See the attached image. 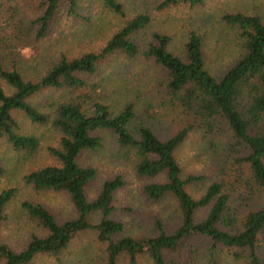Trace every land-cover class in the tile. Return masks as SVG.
I'll use <instances>...</instances> for the list:
<instances>
[{"label":"trees","instance_id":"obj_1","mask_svg":"<svg viewBox=\"0 0 264 264\" xmlns=\"http://www.w3.org/2000/svg\"><path fill=\"white\" fill-rule=\"evenodd\" d=\"M10 4L7 22H0V138L27 156L38 153L40 137L20 131L17 113L33 123L51 122L59 133L55 145L47 151L54 159L24 176L33 189L66 191L76 208V215L58 220L44 203L19 201L17 220L33 223L41 230L31 232L23 243L14 245L1 234L10 204L17 196L15 188L0 192V264H33L39 258L62 262L61 255L73 238L87 232L101 249L103 264H139L141 256L150 264H193L201 242H208L210 261L218 264L217 247H235L246 264H264V21L257 14L242 11L225 13L228 24L236 26L241 36L242 52L230 66L214 75L206 66L203 37L191 31L180 53L169 50L170 35L153 31L148 43L137 34L147 27L151 15L138 12L97 51L76 55L61 53L34 79H26L17 64L20 51L31 41L49 34L60 6L65 3L77 13L78 0H3ZM112 12L123 14L118 0H102ZM203 0H161L159 8L202 4ZM36 5L39 12L22 18L20 9ZM31 40V41H30ZM126 58L140 55L160 66L156 81L157 96L143 107L126 103L115 113L109 100L108 84L95 79L103 59L115 53ZM9 61V63H8ZM1 82H4L2 84ZM5 86L10 91L5 89ZM50 94L49 110L30 102L42 90ZM49 96V95H47ZM158 107L170 108L180 115L183 126L162 137L153 128ZM110 132L120 147L133 149L135 171L140 177L164 175V180L145 183L144 191L152 200L169 197L177 209L176 222L167 226L154 217L148 234L124 233V223L116 219L115 195L123 186L115 175L102 182L95 197L88 195V185L95 179V167L81 163L85 151L102 147L100 131ZM199 130L204 136L228 135L229 165L196 197L190 190L204 177L183 174L175 152L188 133ZM2 167L0 166V171ZM232 176V178L230 177ZM249 202V210L230 212ZM205 216L197 213L207 208ZM210 242V244H209ZM187 259H184V257ZM182 259V260H181ZM187 260V263H186ZM59 261V262H58Z\"/></svg>","mask_w":264,"mask_h":264},{"label":"rangeland","instance_id":"obj_2","mask_svg":"<svg viewBox=\"0 0 264 264\" xmlns=\"http://www.w3.org/2000/svg\"><path fill=\"white\" fill-rule=\"evenodd\" d=\"M20 1L32 4L37 0ZM118 1L122 5L123 14L112 12L104 6L102 0H78L77 13L70 12L63 3L56 13L49 34L41 39L30 40L29 48L20 51V60L17 64L19 71L26 79H34L43 73L53 60L58 59L61 53L78 55L87 51H97L106 44L127 18L138 12H145L152 18L149 25L137 34V39L142 44L148 43L153 31L160 30L170 35L169 50L178 54L185 45L189 33L195 31L204 40L203 52L206 66L214 75H218L242 52L240 32L236 26L226 22L225 13L239 10L247 14H257L264 21V0H203L202 4L193 7L181 5L164 9L158 7L161 0ZM26 8L25 10L22 6L20 9L22 18H29L32 13L34 15L39 12V7L36 5ZM10 13V4L0 0V22H7L9 20L7 15ZM160 73V66L150 58L140 55L128 59L119 52L102 60L98 75H94V78L108 84L109 102L113 111L117 113L128 102L143 107L147 99L157 96L156 81ZM1 83L4 84V82ZM5 89L10 91L7 86ZM51 93L55 94L56 91L42 90L36 93L30 102L48 111ZM157 109L159 112L152 123L158 135L166 137L183 126L180 115L171 111L170 108L158 107ZM17 118L21 125L20 131L39 136L41 145L36 155L27 156L24 152L13 149L5 139L0 138V166L2 167L0 192L7 188L17 190V196L10 204L7 218L2 223L1 234L14 246L17 243H23L31 232H41L33 223L16 219L17 207L22 199L44 203L55 213L58 220L72 217L77 213L68 192L33 189L24 180V176L31 170L54 162L47 151V146L57 143L59 137L57 128L50 121L44 124L33 123L23 113H17ZM99 133L103 137L102 147L97 151H85L79 158L81 163L91 165L97 170L95 179L88 185V195L95 197L104 180L119 175L123 186L115 195L114 217L124 223V233L148 234L154 217L161 218L163 223L171 227L178 216L174 200L169 197L152 200L144 191L145 183L162 182L165 179L164 175L151 178L140 177L135 171L136 157L133 149L120 147L106 130ZM228 140V135L223 131L204 136L199 130H192L177 148L175 156L183 174L204 177V181L189 188L196 197L212 180L221 177L220 170L229 165L231 159L227 155ZM246 210H249V202L241 203L230 214ZM207 211L208 207L200 209L196 218H202ZM94 237V233L87 232L73 238L70 247L61 255L62 262L64 264H103L101 249ZM261 240L264 242V239ZM207 243L198 244L193 256V264H213L210 261L211 255ZM217 250L215 260L218 264H246L245 258L241 255L237 257V254L241 252L235 247L220 244ZM184 259H187L186 255ZM33 264L60 263H57L54 257L44 256ZM139 264H150V261L143 255L139 258Z\"/></svg>","mask_w":264,"mask_h":264}]
</instances>
